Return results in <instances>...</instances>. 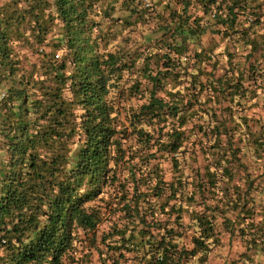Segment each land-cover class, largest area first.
<instances>
[{"label":"trees","instance_id":"1","mask_svg":"<svg viewBox=\"0 0 264 264\" xmlns=\"http://www.w3.org/2000/svg\"><path fill=\"white\" fill-rule=\"evenodd\" d=\"M260 94L264 0H0V264H264Z\"/></svg>","mask_w":264,"mask_h":264},{"label":"rangeland","instance_id":"2","mask_svg":"<svg viewBox=\"0 0 264 264\" xmlns=\"http://www.w3.org/2000/svg\"><path fill=\"white\" fill-rule=\"evenodd\" d=\"M217 48V51L222 50V44ZM241 52V48L238 50ZM221 62L225 64V57L221 58ZM256 114L260 116L262 119L264 117V94H260L258 98V106L253 108ZM243 161L247 165L248 173L251 174L253 177L258 176L261 171L264 170V152L262 153V158L258 159L255 157L253 151L251 149H244V157ZM257 183H260L259 177L255 179ZM261 184V183H260ZM261 192L255 197L259 200L262 199V195L264 193V184L260 186ZM256 198V200H257ZM221 230V241L222 245L216 247L211 255H210V262L209 264H227L231 259L236 258L238 255V250L235 251V248H240V244L238 240L233 237L229 240L227 232H225L222 228Z\"/></svg>","mask_w":264,"mask_h":264}]
</instances>
